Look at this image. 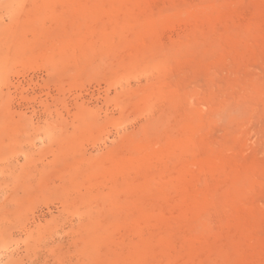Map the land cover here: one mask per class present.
I'll use <instances>...</instances> for the list:
<instances>
[{
  "label": "rangeland",
  "instance_id": "1",
  "mask_svg": "<svg viewBox=\"0 0 264 264\" xmlns=\"http://www.w3.org/2000/svg\"><path fill=\"white\" fill-rule=\"evenodd\" d=\"M0 264H264V0H0Z\"/></svg>",
  "mask_w": 264,
  "mask_h": 264
}]
</instances>
